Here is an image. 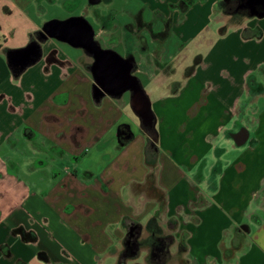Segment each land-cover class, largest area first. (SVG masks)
<instances>
[{
    "label": "crops",
    "instance_id": "crops-1",
    "mask_svg": "<svg viewBox=\"0 0 264 264\" xmlns=\"http://www.w3.org/2000/svg\"><path fill=\"white\" fill-rule=\"evenodd\" d=\"M57 1L0 0V264H264V15L227 0H87L66 17L99 44L120 40L100 46L130 65L153 140L130 90L93 101L82 48L48 37L12 73L7 53Z\"/></svg>",
    "mask_w": 264,
    "mask_h": 264
},
{
    "label": "water",
    "instance_id": "water-1",
    "mask_svg": "<svg viewBox=\"0 0 264 264\" xmlns=\"http://www.w3.org/2000/svg\"><path fill=\"white\" fill-rule=\"evenodd\" d=\"M246 1L253 10L252 14L264 15V0ZM39 34L37 39L29 41L26 46L10 50L7 53L8 66L15 76L40 60L42 56L41 42L47 40L48 37L67 42L73 47L82 48L93 58L90 67L94 78L91 91L93 101L98 103L106 94L115 96L125 90H130L131 106L140 117L143 128L152 129L153 115L148 98L138 80L131 75L130 65L113 50L100 46L94 39V31L85 18L72 16L63 20H49L39 30ZM122 63H124V67H122ZM122 130L118 129V137L124 142L130 135ZM244 136V132L240 131L235 134V139L240 143L243 142Z\"/></svg>",
    "mask_w": 264,
    "mask_h": 264
},
{
    "label": "rangeland",
    "instance_id": "rangeland-1",
    "mask_svg": "<svg viewBox=\"0 0 264 264\" xmlns=\"http://www.w3.org/2000/svg\"><path fill=\"white\" fill-rule=\"evenodd\" d=\"M80 5L81 6H79L78 7V10H70V9H68V8H66L65 7V5H63V2H62V0H58L56 3H54V4H49V5H45V10H46V19L45 20H48V19H51V18H56V19H64V18H66V17H68V16H70L69 14H71V13H77V12H82V13H84V11L83 10H81V9H83V8H86L87 9V0H81V3H80ZM103 5V4H102ZM98 5L96 4V6H95V8H98L97 7ZM100 7H101V4L99 5ZM81 8V9H80ZM80 9V10H79ZM87 13H85V15H86ZM89 19V21H90V23L91 24H95V22L91 19V18H88ZM229 21V20H228ZM215 20H213L212 21V24H215ZM217 23V22H216ZM229 23H230V21H229ZM111 37V36H110ZM113 37H116V36H112L111 37V39L113 38ZM99 42H100V44H101V46L102 47H105V48H107V47H109V48H111L112 46H114V45H116V46H114V47H116L117 49H120V50H122V46H121V44L119 43V39L118 40H116V39H113L112 41H114V42H109L108 41V39L105 37V36H103L101 39L100 38H96ZM115 41H117V42H115ZM64 47H66V48H69L68 47V45H66V44H63V43H61ZM108 45H111V46H108ZM191 45L192 44H190V46H189V48L187 49L188 50V52H189V50H190V47H191ZM77 50V52H80L81 53V49H76ZM191 55V54H190ZM147 83L146 82H144V88L146 89V91H151L152 89H153V87L155 86V84H153L152 82L150 83V84H148V85H146ZM128 93H125L124 94V97L125 98H128ZM155 97V94H153V98ZM124 257H122V259H123ZM135 261V260H134ZM123 262H124V260H123ZM129 263H133V261L132 260H130L129 261Z\"/></svg>",
    "mask_w": 264,
    "mask_h": 264
},
{
    "label": "flooded vegetation",
    "instance_id": "flooded-vegetation-1",
    "mask_svg": "<svg viewBox=\"0 0 264 264\" xmlns=\"http://www.w3.org/2000/svg\"><path fill=\"white\" fill-rule=\"evenodd\" d=\"M226 8L229 12H241L245 13L247 10H249V6L247 4L246 0H227ZM39 32H36L34 36H31L30 41L37 39L39 36ZM101 79V77H99ZM138 230H128L124 243H123V252L124 253H130L132 254L134 250H138V247L140 246L141 242L138 240Z\"/></svg>",
    "mask_w": 264,
    "mask_h": 264
},
{
    "label": "trees",
    "instance_id": "trees-1",
    "mask_svg": "<svg viewBox=\"0 0 264 264\" xmlns=\"http://www.w3.org/2000/svg\"><path fill=\"white\" fill-rule=\"evenodd\" d=\"M148 134H149V136H150L153 140L156 138V132H155L154 129L149 130V131H148ZM150 145H151V144H150ZM150 145L148 144V147H149Z\"/></svg>",
    "mask_w": 264,
    "mask_h": 264
}]
</instances>
